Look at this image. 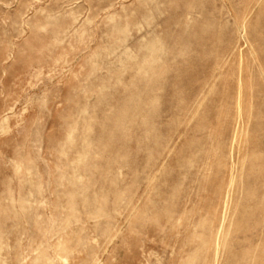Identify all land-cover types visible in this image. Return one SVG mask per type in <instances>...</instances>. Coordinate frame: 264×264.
<instances>
[{"label":"rangeland","instance_id":"1","mask_svg":"<svg viewBox=\"0 0 264 264\" xmlns=\"http://www.w3.org/2000/svg\"><path fill=\"white\" fill-rule=\"evenodd\" d=\"M0 264H264V0H0Z\"/></svg>","mask_w":264,"mask_h":264},{"label":"bare ground","instance_id":"2","mask_svg":"<svg viewBox=\"0 0 264 264\" xmlns=\"http://www.w3.org/2000/svg\"><path fill=\"white\" fill-rule=\"evenodd\" d=\"M17 157V156H16Z\"/></svg>","mask_w":264,"mask_h":264}]
</instances>
